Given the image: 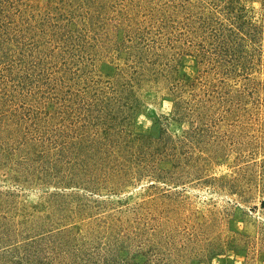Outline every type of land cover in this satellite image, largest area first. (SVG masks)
Listing matches in <instances>:
<instances>
[{
  "label": "rangeland",
  "instance_id": "rangeland-1",
  "mask_svg": "<svg viewBox=\"0 0 264 264\" xmlns=\"http://www.w3.org/2000/svg\"><path fill=\"white\" fill-rule=\"evenodd\" d=\"M0 264H264V0H0Z\"/></svg>",
  "mask_w": 264,
  "mask_h": 264
}]
</instances>
